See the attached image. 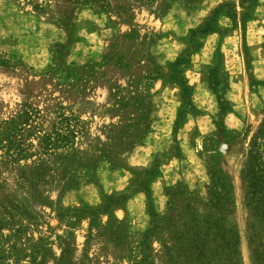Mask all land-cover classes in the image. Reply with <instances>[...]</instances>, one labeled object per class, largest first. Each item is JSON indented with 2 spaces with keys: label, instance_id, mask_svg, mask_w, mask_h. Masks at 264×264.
<instances>
[{
  "label": "rangeland",
  "instance_id": "374dc122",
  "mask_svg": "<svg viewBox=\"0 0 264 264\" xmlns=\"http://www.w3.org/2000/svg\"><path fill=\"white\" fill-rule=\"evenodd\" d=\"M235 29L242 127L219 120L190 155L170 139L146 168L153 93L210 40L201 72L223 99ZM251 155L264 163V0H0V264H264Z\"/></svg>",
  "mask_w": 264,
  "mask_h": 264
},
{
  "label": "crops",
  "instance_id": "0c3cea01",
  "mask_svg": "<svg viewBox=\"0 0 264 264\" xmlns=\"http://www.w3.org/2000/svg\"><path fill=\"white\" fill-rule=\"evenodd\" d=\"M216 36L213 35L211 38ZM210 42V40L207 41L198 52L192 55L193 69L184 73L185 82L192 87V109L189 108L185 112L182 123L178 124L179 113L185 107L181 87L171 81L162 80L161 88L153 93L152 131L144 138L149 139L146 144L147 155L144 157L146 168H149L152 160L170 151L172 146L170 139H178L180 151L190 155L193 151L192 139H219L217 126L219 120L220 127L223 126L227 131H236L242 127L243 121L239 115L243 102L238 91L239 85L236 76L229 72L231 53H235L236 44H239L238 31L236 29L230 31L220 40L222 70L230 77L228 90L223 97L233 109L228 112L222 111L218 96L201 72L205 65L213 60L216 45ZM169 60H171L170 57ZM189 73H193L191 81H187L188 77L190 78ZM156 100H162L165 103L159 106L155 104ZM114 191L118 190H111V192Z\"/></svg>",
  "mask_w": 264,
  "mask_h": 264
},
{
  "label": "trees",
  "instance_id": "16d2710c",
  "mask_svg": "<svg viewBox=\"0 0 264 264\" xmlns=\"http://www.w3.org/2000/svg\"><path fill=\"white\" fill-rule=\"evenodd\" d=\"M218 49H219V52H220V55H221V62H222V54H221V51H220V43L218 45ZM190 64H191V61H190ZM225 76H227V75H225ZM171 82L176 83V84H178L181 87L182 95H183V101L184 102H185L184 93H187L188 91H191L189 100H190L191 105H192V101H191L192 87H190L185 82V79H183L181 82H177L176 80H172ZM218 98H219V102L220 103L222 101H224V99L220 98L219 96H218ZM181 112H182V116H183V119H184L185 111H181ZM180 113H179V115H180ZM249 158L250 159L247 162L246 167L243 169V172H242L243 180L246 183L247 190H248V195L250 197H252V198H257V199L259 197V206H263L264 207V163L262 162L261 158H259V157H254V156L251 155ZM256 202H257V200H256ZM224 234H226L228 236L227 237L228 241L226 242L225 250L227 252H229V251H231V243H230V241L234 240V242H236L235 235H234V233L231 230H227V229H224ZM236 244H237V242H236ZM236 255H238L237 251H236ZM226 256L229 257L228 254ZM229 262H230V264H233L231 260ZM237 264H240V263L238 262Z\"/></svg>",
  "mask_w": 264,
  "mask_h": 264
}]
</instances>
